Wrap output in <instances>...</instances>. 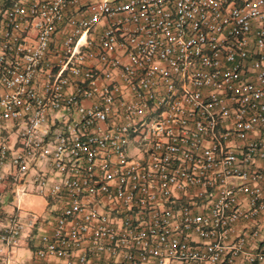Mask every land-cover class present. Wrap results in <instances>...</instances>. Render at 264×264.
Listing matches in <instances>:
<instances>
[{"label": "built area", "instance_id": "1", "mask_svg": "<svg viewBox=\"0 0 264 264\" xmlns=\"http://www.w3.org/2000/svg\"><path fill=\"white\" fill-rule=\"evenodd\" d=\"M5 205L0 264H264V0H0Z\"/></svg>", "mask_w": 264, "mask_h": 264}, {"label": "crops", "instance_id": "2", "mask_svg": "<svg viewBox=\"0 0 264 264\" xmlns=\"http://www.w3.org/2000/svg\"><path fill=\"white\" fill-rule=\"evenodd\" d=\"M6 188L8 187L7 183L3 184ZM5 199L8 201L9 193L7 190L4 192ZM10 211L9 205H5L2 207V211L0 210V225L4 222L6 213ZM29 241L27 237H22L19 241V245L14 248L9 253V263L8 264H19L20 261L27 262L30 260V250H29Z\"/></svg>", "mask_w": 264, "mask_h": 264}, {"label": "rangeland", "instance_id": "3", "mask_svg": "<svg viewBox=\"0 0 264 264\" xmlns=\"http://www.w3.org/2000/svg\"><path fill=\"white\" fill-rule=\"evenodd\" d=\"M18 206L22 210L40 214L45 208V199L39 195L28 193L20 199Z\"/></svg>", "mask_w": 264, "mask_h": 264}]
</instances>
